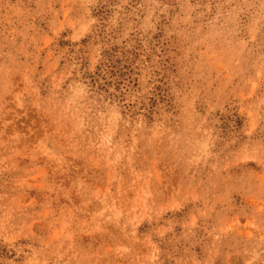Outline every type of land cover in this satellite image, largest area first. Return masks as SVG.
I'll return each instance as SVG.
<instances>
[{
    "label": "rangeland",
    "instance_id": "374dc122",
    "mask_svg": "<svg viewBox=\"0 0 264 264\" xmlns=\"http://www.w3.org/2000/svg\"><path fill=\"white\" fill-rule=\"evenodd\" d=\"M0 264H264V0H0Z\"/></svg>",
    "mask_w": 264,
    "mask_h": 264
}]
</instances>
